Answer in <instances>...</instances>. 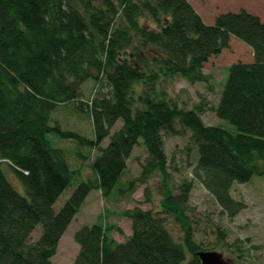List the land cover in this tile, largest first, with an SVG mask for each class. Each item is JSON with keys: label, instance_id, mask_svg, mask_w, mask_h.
I'll return each mask as SVG.
<instances>
[{"label": "trees", "instance_id": "16d2710c", "mask_svg": "<svg viewBox=\"0 0 264 264\" xmlns=\"http://www.w3.org/2000/svg\"><path fill=\"white\" fill-rule=\"evenodd\" d=\"M142 19L155 28L142 25ZM233 37L251 47L254 60L228 68L212 107L229 128L206 124L204 103L187 109L160 96L157 86L165 77L208 85L206 63L228 49ZM88 83L92 95L82 100ZM104 87L110 88L107 96ZM70 103L90 114L94 140L65 131L58 122L51 125L52 112ZM119 121L123 125L112 135ZM186 131L197 152L194 178L224 214L235 217L246 205L232 195L234 184L264 175V21L258 15L241 9L209 25L189 0H0V264H53L89 194L98 190L112 200L131 197L153 175L166 182L171 166L164 136ZM49 134L90 147L94 158L80 162L91 161L92 180L73 167L71 157L79 160L80 154L68 158L51 145ZM139 146L147 154L141 175L123 184L128 159ZM76 177L85 181L55 212ZM193 187L188 180L177 192L163 186L159 213L124 210L132 225L124 242L114 238L123 230L110 224L108 215L104 224L82 227L74 236L80 249L73 264H202L198 253L214 247L196 241L187 213ZM169 218L180 225L181 241L168 228ZM39 225L42 234L33 240Z\"/></svg>", "mask_w": 264, "mask_h": 264}, {"label": "rangeland", "instance_id": "374dc122", "mask_svg": "<svg viewBox=\"0 0 264 264\" xmlns=\"http://www.w3.org/2000/svg\"><path fill=\"white\" fill-rule=\"evenodd\" d=\"M189 1L202 19L207 22H212L213 16L220 11L243 9V7H247L252 14L254 12L259 13L264 21V0ZM203 6L205 7L203 8ZM141 24L155 28V25L146 19H142ZM253 60L254 54L251 47L233 37L228 49L224 50L219 56L210 58L209 62L206 63L204 73L210 77L208 85L203 83L190 84L182 78L171 79L165 77L161 78L157 91L161 97L165 96L166 99L177 103L179 107L190 109L196 104L204 103L206 107L203 114L204 122L208 125L229 128L226 121L216 117L212 107H215L220 99V94L228 77V68L237 62L249 63ZM141 90L142 86L137 85L136 95L140 94ZM92 92L93 83L86 84L83 89L84 96L82 100L89 99ZM109 93L110 88L104 87L102 89V94L107 96ZM138 106L141 105L138 104ZM51 117V125L58 122L65 131L77 132L90 140L95 139L90 114L77 111L73 103L58 106L52 112ZM122 125L123 123L119 121L112 130V135ZM178 129L181 130L180 127ZM189 136L190 134L187 131L181 136H164L168 162L171 166L166 182L163 181L164 178L162 179L161 176L153 175L145 183H139L131 197L126 194L115 197L114 195L120 186L118 184L113 192L114 197L112 200H106L101 191L93 190L61 239L52 263L73 264L80 249L74 238L76 232L84 226L104 224L107 215L110 216V219H108L110 224H115L123 230V234L115 232L114 238L118 242H124L132 234L131 221L123 216L122 212L124 210L140 208L145 211L159 213L162 211L163 186L177 192L178 186L183 181L188 180L194 183L187 204V213L191 216V223L196 230V241L208 245L210 248L214 247L212 250L222 254L226 264H264V175H254L247 183L234 184L231 191L232 195L237 200L243 201L246 207L235 217L230 218L222 212L220 206L205 187L194 178L193 170L197 162V152L193 147L191 148V145L189 147ZM47 139L53 147L67 152L68 158L70 154L77 157L80 154L81 158L78 157L79 160L74 156L71 157L74 169L78 171L81 178L94 177L91 161L80 162V159L83 160L84 157L94 158V153H92L90 147L80 146L74 139L59 138L56 134H49ZM109 140L107 138L102 146L106 147ZM143 147H136L128 159L123 184L141 175V165L147 157ZM70 148H72L71 151ZM2 168L14 186L19 188L18 191L24 194L20 181L11 169L6 164H3ZM83 181L85 180L79 179V177L73 180L55 203V212L61 210L77 186ZM167 226L176 241L183 239L181 227L175 218H169ZM214 230L223 231L225 235L222 237L218 234V231L215 232ZM41 234L42 226L39 225L33 232L32 239L37 240Z\"/></svg>", "mask_w": 264, "mask_h": 264}, {"label": "water", "instance_id": "95a60500", "mask_svg": "<svg viewBox=\"0 0 264 264\" xmlns=\"http://www.w3.org/2000/svg\"><path fill=\"white\" fill-rule=\"evenodd\" d=\"M198 256L202 264H226L223 255L215 251H202Z\"/></svg>", "mask_w": 264, "mask_h": 264}, {"label": "crops", "instance_id": "0c3cea01", "mask_svg": "<svg viewBox=\"0 0 264 264\" xmlns=\"http://www.w3.org/2000/svg\"><path fill=\"white\" fill-rule=\"evenodd\" d=\"M253 1H257V0H253ZM201 2H203V1H201ZM205 6H203V8H204ZM241 7V6H240ZM239 8V7H238ZM247 7H243V9H246ZM242 8H239V9H234V10H228V11H225V12H222V11H220V12H218V14H216V15H214L213 16V20H212V22H207V21H204L205 23H208L209 25H212V24H214L215 23V20H216V18L219 16V15H221V14H224V13H227V12H237V11H239V10H241ZM246 10H248V8L246 9ZM248 11H250V10H248ZM254 14L255 15H258L259 17H260V14L259 13H257V12H254ZM261 18V17H260ZM262 19V18H261Z\"/></svg>", "mask_w": 264, "mask_h": 264}]
</instances>
